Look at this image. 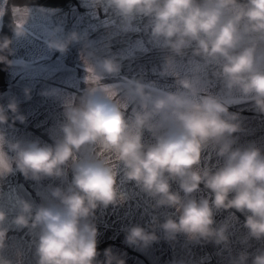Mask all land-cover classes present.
Returning <instances> with one entry per match:
<instances>
[{
  "label": "clouds",
  "instance_id": "obj_1",
  "mask_svg": "<svg viewBox=\"0 0 264 264\" xmlns=\"http://www.w3.org/2000/svg\"><path fill=\"white\" fill-rule=\"evenodd\" d=\"M90 3L94 9H111L123 31L134 30L137 18L146 20L149 42L164 53L161 75L174 78V90L128 80L123 91H110L89 84L86 75V87L78 97L62 95L58 89L41 93L59 96L63 103L64 120L52 144L10 140L0 130V176L12 172L14 165L25 180L55 179L63 185L50 186L46 202H15L11 224L35 233L36 264H126L110 247L104 249V259H98L94 222L97 209L128 199L119 187L121 174L152 201L153 209L175 210L163 222L154 216L148 228L128 227L125 243L130 247L145 249L159 242L157 227L169 242L184 235L190 241L227 247L230 225L217 226L215 215L220 211L233 219H238L235 213L245 215L243 244L264 241V149L255 143L238 146L240 114L229 111L239 96L252 100L254 110L264 115V0ZM13 24L14 36L24 37L25 27H17L14 15ZM58 31L47 34L51 51L64 54L69 45L84 39L74 31L60 37ZM12 44L11 38H0V64L6 68L18 63L9 59L14 55ZM83 54L95 81L121 71L112 57ZM190 60L191 69L181 72V63ZM24 91L30 99V90ZM9 113L13 122L25 123L14 97L0 104V126L8 124ZM145 133L150 142H145ZM213 156L216 162L209 163ZM200 192L206 195L198 197ZM6 221L8 213L0 208V250L7 246ZM249 260L264 264V248L255 254L243 250L230 264ZM0 264L12 261L0 256Z\"/></svg>",
  "mask_w": 264,
  "mask_h": 264
},
{
  "label": "water",
  "instance_id": "obj_2",
  "mask_svg": "<svg viewBox=\"0 0 264 264\" xmlns=\"http://www.w3.org/2000/svg\"><path fill=\"white\" fill-rule=\"evenodd\" d=\"M14 7L16 11H13ZM0 12H5L0 17V38L7 36L13 40L14 55L9 59L22 61L14 63L11 68L0 64V104L6 105L14 97L19 104V112L26 117L23 124L13 122L9 113L8 124L0 126V130L10 140L39 139L42 144H52L51 137L64 120L63 103L59 96H43L41 93L58 89L62 95L78 97L86 87V75L89 84L110 91H123L128 86V80H141L153 88L174 90V78L161 75L164 53L149 42L144 18L134 21V30L123 31L119 28V18L111 9L107 6L94 9L90 0H0ZM13 15L17 24L25 27L26 35L19 39L12 30ZM57 29L60 37L74 31L84 39L69 45L64 54L51 51L45 41L47 34ZM85 52H91L95 57L116 59L121 64L120 73L106 76L100 81L90 79L91 73L87 71L90 67L83 54ZM192 63L191 60L188 64L181 63L179 70H190ZM25 89L30 90V99L25 97ZM232 102L229 111L240 114L243 128L242 132L236 134L238 146L255 143L264 149V115L254 110L250 99L237 96ZM131 110L132 105L126 114ZM145 142H150L147 133ZM215 162V157H211L209 163ZM68 179H71V173ZM118 181L120 190L128 199L122 204L110 205L107 209H97L94 217L99 232L100 260L104 259V249L110 247L114 253L123 256L126 264H230L231 258L243 250L255 254L257 249L264 248V241L250 240L247 245L243 244L245 215L235 213L238 219H233L226 211L216 213L215 220L217 226L225 222L230 225L227 247L190 241L184 235H178L169 242L158 227L155 230L160 236L159 242L145 249L130 247L125 243L128 227L138 224L148 228L154 216L163 222L165 216L174 214L175 210L153 209L152 201L133 182L124 181L122 174L118 176ZM58 185L63 186L55 179L40 182L25 180L14 165L12 172L0 176V208L8 213L5 226L9 228L7 246L0 250V256L11 260L12 264H17V260L19 264H36L33 243L36 235L11 224L16 214L14 205L19 198L35 204L46 202L49 187ZM173 188H176L175 184ZM203 195L206 193L197 194L198 197Z\"/></svg>",
  "mask_w": 264,
  "mask_h": 264
},
{
  "label": "snow or ice",
  "instance_id": "obj_3",
  "mask_svg": "<svg viewBox=\"0 0 264 264\" xmlns=\"http://www.w3.org/2000/svg\"><path fill=\"white\" fill-rule=\"evenodd\" d=\"M13 11H16V8H15V7H14ZM2 16H3V12H0V17H2ZM22 26H23V25L17 24V27H22ZM18 63H22V61H18ZM87 71H88L89 73L92 72V70H91L90 68H88ZM90 79L95 80V79H98V78H96V77H94V76H91Z\"/></svg>",
  "mask_w": 264,
  "mask_h": 264
}]
</instances>
